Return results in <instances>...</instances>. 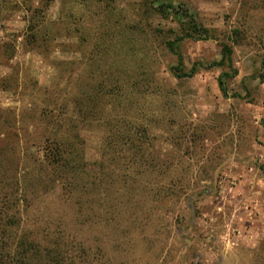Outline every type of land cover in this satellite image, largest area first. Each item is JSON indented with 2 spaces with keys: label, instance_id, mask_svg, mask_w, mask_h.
<instances>
[{
  "label": "rangeland",
  "instance_id": "rangeland-1",
  "mask_svg": "<svg viewBox=\"0 0 264 264\" xmlns=\"http://www.w3.org/2000/svg\"><path fill=\"white\" fill-rule=\"evenodd\" d=\"M191 19L207 40L185 37ZM181 37L182 73L195 74L177 79L166 44ZM4 44L13 154L0 174L16 172L29 206L0 204L22 222L3 228L0 264H264V0H0ZM223 46L237 72L222 78L227 98L218 79L232 70L211 66ZM64 91L81 113L71 150L97 189L46 183L43 128L28 117ZM49 239L63 247L51 261ZM39 240L38 258L20 256Z\"/></svg>",
  "mask_w": 264,
  "mask_h": 264
},
{
  "label": "trees",
  "instance_id": "trees-1",
  "mask_svg": "<svg viewBox=\"0 0 264 264\" xmlns=\"http://www.w3.org/2000/svg\"><path fill=\"white\" fill-rule=\"evenodd\" d=\"M171 10L173 11L172 8ZM188 27H189L190 33L187 36H185L187 37V39L196 40L194 37L199 36L200 34L204 35V38L200 40L208 39L209 32L205 29H201L200 27H198L194 20L191 19L189 21ZM31 41H30L31 47H33V44L35 41L34 39H31ZM51 41L55 42L56 39H52ZM182 41H184V39L181 37V38H176L172 42H167L166 44L167 51L171 55L176 57L177 67H174L171 69V74L177 79L186 78V77L190 78L195 74V70L193 68L191 69L189 74L182 73L183 72L182 70L183 69V59L178 52V48H176V45L181 43ZM6 46L7 44H4L0 49H3V48L5 49ZM231 54H232V51L230 50V48L223 46L221 50L220 62L217 64L211 65L212 67H218V68L226 66L230 70H232V76H229L228 74H223L218 79V88L224 98H227V91L222 82V78L223 77L234 78L235 76H237V72L234 69H232V66H231ZM71 96H72L71 92L64 91L62 100H57L59 104L48 103L47 104L48 107L44 105L43 108L40 109V112L38 113V115H32L29 113V117H28L32 122V126L33 124H35V127L33 126L34 135H37L36 133L37 128H39L40 126H42L43 128L42 130L39 129L40 134H41L40 140L44 143V146L46 147L44 150L43 149L42 150H43L44 158L46 161V165L51 167L49 172L44 176L46 179V183H48L49 185L52 183L62 184V187H64L68 193H70L71 191L76 192L79 189V187L80 188L89 187L91 190L97 189L98 186L102 184L100 183V181H98L95 184L96 178L85 173L86 172L85 168L87 164L84 163L82 152L80 151L76 152L74 150H71L72 148L71 143L73 141L76 143L78 142V135L76 133V127L74 125V119H75L74 116L81 114L79 109L75 105V101L70 98ZM237 97H238L237 95L233 96V98H237ZM32 105L34 107L36 106L35 104H32ZM50 106H51V110L48 111ZM36 110L37 109L34 108L31 110V112L36 113L35 112ZM77 117L80 118V116H77ZM90 120L91 119H89V116H87L84 119L85 122H89ZM4 128H8V126H4V123H2V125L0 126V129H4ZM13 136L19 148L20 143L22 141L19 138V135L18 136L16 135L15 129L13 132ZM1 137H3V140L0 141L1 142L0 145H3V147L1 148L0 153L3 154L4 152H9L13 154L12 148H8V150H6L7 148H5L12 144L11 141H7L9 134L5 132L2 133L0 131V138ZM30 146L34 147L35 145H30ZM117 154H121L120 151H118ZM103 163L104 162H99L96 164V167H98V170L102 169L103 171L104 169ZM0 167H2L1 164H0ZM52 168H53V171H52ZM76 171H79V174L77 175L76 179L73 181V175H74L73 173H76ZM62 173L70 174L72 177H67V178L61 177V179H58L60 178L59 176ZM54 174H56L57 176L56 179L53 178ZM6 179H7L6 172L3 170L2 173L0 174V204L3 202L5 205H7L8 199H6L5 197L12 196L13 203L11 206L19 207L21 203H24L26 206H29V204L27 203V200H25L23 195L20 194V192L23 191V189L21 190L23 186H22V182L19 181V177L16 175V172L11 177H9L8 183L6 182ZM18 216L19 215L10 216L7 209L3 210V208H0V235L2 237L4 236V232H5L3 228L17 227V230L19 229V226L21 225L22 222ZM49 237L51 238V235ZM51 240L52 239L48 240V243H47L48 247L41 250L45 253L43 258H45V260L47 261L52 257L51 254L54 256L57 255V253L54 252V249L57 246L54 245V243H52ZM32 243L37 244V245L35 246L31 245L32 248L29 246L28 250L22 251L20 256L26 257V254L30 252L31 259L39 257V255H37L38 254L37 249L40 248V245H39L40 240L38 242L35 241ZM21 244H23V241L20 243V245ZM61 248L58 247V249L57 248L56 249L60 250ZM0 249L2 250V248ZM4 250L6 251V249ZM2 254H4V251ZM0 257H1V253H0ZM18 264H25V263H18Z\"/></svg>",
  "mask_w": 264,
  "mask_h": 264
}]
</instances>
